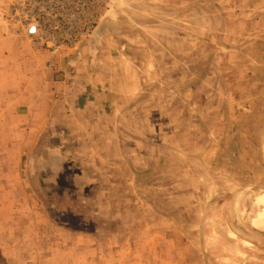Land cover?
<instances>
[{"label": "rangeland", "instance_id": "374dc122", "mask_svg": "<svg viewBox=\"0 0 264 264\" xmlns=\"http://www.w3.org/2000/svg\"><path fill=\"white\" fill-rule=\"evenodd\" d=\"M14 2L5 264H264V0H106L48 46Z\"/></svg>", "mask_w": 264, "mask_h": 264}, {"label": "built area", "instance_id": "2783aa9c", "mask_svg": "<svg viewBox=\"0 0 264 264\" xmlns=\"http://www.w3.org/2000/svg\"><path fill=\"white\" fill-rule=\"evenodd\" d=\"M106 0H15L13 7L21 24L34 31L42 45L55 40L57 30L73 31L79 24L89 28L92 14ZM45 38V39H44Z\"/></svg>", "mask_w": 264, "mask_h": 264}, {"label": "trees", "instance_id": "16d2710c", "mask_svg": "<svg viewBox=\"0 0 264 264\" xmlns=\"http://www.w3.org/2000/svg\"><path fill=\"white\" fill-rule=\"evenodd\" d=\"M0 264H5V258L3 257L1 251H0Z\"/></svg>", "mask_w": 264, "mask_h": 264}]
</instances>
